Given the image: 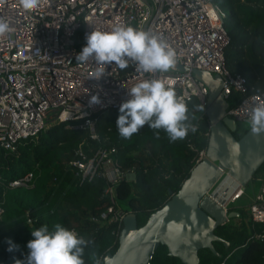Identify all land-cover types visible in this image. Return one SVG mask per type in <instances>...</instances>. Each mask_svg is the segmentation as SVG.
Wrapping results in <instances>:
<instances>
[{"label":"built area","instance_id":"2783aa9c","mask_svg":"<svg viewBox=\"0 0 264 264\" xmlns=\"http://www.w3.org/2000/svg\"><path fill=\"white\" fill-rule=\"evenodd\" d=\"M225 18L226 13L213 0H37L30 8L23 7L20 0H0V22L9 28L0 36V150L15 152L21 142L36 138L49 120L77 123L75 128L86 129L97 140L95 117L119 111L121 103L129 99L128 89L152 78L173 88L186 106L196 100L205 115L207 88L177 66L218 76L226 101L232 93L242 96L239 103L228 104L227 117L236 124L247 123L251 107L264 103V92L253 93L243 77L231 75L225 68ZM117 26L148 31L165 41L176 52L175 66L166 73H144L131 60L125 69L91 59L76 61L88 33ZM97 72L104 74L96 79ZM92 96L99 102L90 103ZM110 153L98 150L88 158L79 150L76 161L67 167L82 182L92 181L96 175L104 179L103 196L110 204L92 221L122 228L127 213L118 207L114 187L121 180L134 182L135 176L120 171ZM203 158L205 150L198 153L195 164ZM33 184L31 171L8 181L0 178V220L5 192ZM259 184L247 211L250 220L264 228V180ZM243 194L240 189L229 205Z\"/></svg>","mask_w":264,"mask_h":264},{"label":"trees","instance_id":"16d2710c","mask_svg":"<svg viewBox=\"0 0 264 264\" xmlns=\"http://www.w3.org/2000/svg\"><path fill=\"white\" fill-rule=\"evenodd\" d=\"M226 13L224 30L228 44L223 51L224 66L231 75L243 77L253 93L264 92V0H213ZM242 96L232 93L229 106L239 103ZM201 106L192 100L188 108V123L196 127L184 139L170 141L163 129L154 130L145 124L129 139L119 136L115 127L119 111H105L95 117L97 140L77 123H55L36 138L21 142L15 152L0 150V178L8 181L28 171L34 174L31 188L12 189L2 199L0 220V264H16L27 256V242L31 231L46 225L50 231L56 224L74 230L89 241L85 248V264H93L95 254L101 261L117 249L121 227L117 224L95 223L109 206L103 196L104 179L96 175L92 181L82 182L67 167L76 161L81 150L88 158L100 151L111 152L109 158L122 172H133L134 182L121 180L114 187V199L125 213H133L137 227L144 226L148 217L169 200L168 192L176 194L195 166L198 153L208 141V122ZM250 127L237 130L239 140ZM159 135H156V132ZM264 180V165L254 181ZM238 214L216 229L215 235L229 244L214 243L218 256L207 250L198 253L199 264H264V228L254 224L247 210L233 209ZM18 246L9 252L7 240ZM150 264H180L159 247Z\"/></svg>","mask_w":264,"mask_h":264},{"label":"water","instance_id":"95a60500","mask_svg":"<svg viewBox=\"0 0 264 264\" xmlns=\"http://www.w3.org/2000/svg\"><path fill=\"white\" fill-rule=\"evenodd\" d=\"M190 74L208 91L205 118L208 141L205 158L195 164L176 194L153 212L138 228L136 217L128 212L122 220L117 249L108 253L102 264H150L159 247L180 264H199L198 253L207 250L217 255L213 244H229L215 235L238 214L229 210L230 200L252 181L264 165V133L249 128L236 140L237 124L226 115L223 82L216 75L177 66Z\"/></svg>","mask_w":264,"mask_h":264},{"label":"clouds","instance_id":"9594fccd","mask_svg":"<svg viewBox=\"0 0 264 264\" xmlns=\"http://www.w3.org/2000/svg\"><path fill=\"white\" fill-rule=\"evenodd\" d=\"M25 8L35 7L37 0H20ZM9 30L0 22V36ZM85 45L76 54V61L84 63L90 59L97 64H112L125 69L128 61L135 62L138 71L144 73H166L176 64V52L165 41L148 31L132 26H117L110 31L92 30L85 36ZM104 73L97 72L99 79ZM129 99L119 107L115 127L119 136L129 139L145 124L154 130L163 129L170 141L184 139L189 131L195 133L196 127L188 123V108L173 88L152 78L142 80L128 89ZM96 96L90 103H98ZM203 111V106H199ZM248 125L254 134L264 133V103H256L250 109ZM159 135V132H156ZM33 239L27 242L28 253L24 260L16 264H85L84 253L89 241L74 230L60 224L50 231L46 225L31 231ZM8 251L18 248L11 239L6 241ZM93 264H101L93 254Z\"/></svg>","mask_w":264,"mask_h":264},{"label":"rangeland","instance_id":"374dc122","mask_svg":"<svg viewBox=\"0 0 264 264\" xmlns=\"http://www.w3.org/2000/svg\"><path fill=\"white\" fill-rule=\"evenodd\" d=\"M54 120H49L46 128H48L50 125L55 124ZM249 127L248 123H243V124H237V130H242V128ZM260 184L257 181H250L244 188H243V196L238 200L234 205L230 204L229 205V210L233 209H244L247 210L248 206L252 202V199L254 195L259 191ZM120 209L126 210L127 207L125 204H120Z\"/></svg>","mask_w":264,"mask_h":264},{"label":"crops","instance_id":"0c3cea01","mask_svg":"<svg viewBox=\"0 0 264 264\" xmlns=\"http://www.w3.org/2000/svg\"><path fill=\"white\" fill-rule=\"evenodd\" d=\"M256 181H257V182H259V181H260V179H258V180H256ZM234 204H235V203H234ZM234 204H233V205H234ZM240 209H241V208H240Z\"/></svg>","mask_w":264,"mask_h":264}]
</instances>
